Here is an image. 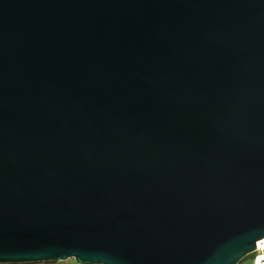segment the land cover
Listing matches in <instances>:
<instances>
[{
  "label": "water",
  "instance_id": "obj_1",
  "mask_svg": "<svg viewBox=\"0 0 264 264\" xmlns=\"http://www.w3.org/2000/svg\"><path fill=\"white\" fill-rule=\"evenodd\" d=\"M262 241L264 0H0V264Z\"/></svg>",
  "mask_w": 264,
  "mask_h": 264
},
{
  "label": "built area",
  "instance_id": "obj_2",
  "mask_svg": "<svg viewBox=\"0 0 264 264\" xmlns=\"http://www.w3.org/2000/svg\"><path fill=\"white\" fill-rule=\"evenodd\" d=\"M253 254L252 264H264V241L257 244V249Z\"/></svg>",
  "mask_w": 264,
  "mask_h": 264
},
{
  "label": "rangeland",
  "instance_id": "obj_3",
  "mask_svg": "<svg viewBox=\"0 0 264 264\" xmlns=\"http://www.w3.org/2000/svg\"><path fill=\"white\" fill-rule=\"evenodd\" d=\"M253 257H254V254H251L244 261H242L240 264H252ZM42 264H77V263H76L75 260L71 259V260H68L67 262H60V263H58V262H56V263H42Z\"/></svg>",
  "mask_w": 264,
  "mask_h": 264
},
{
  "label": "crops",
  "instance_id": "obj_4",
  "mask_svg": "<svg viewBox=\"0 0 264 264\" xmlns=\"http://www.w3.org/2000/svg\"><path fill=\"white\" fill-rule=\"evenodd\" d=\"M58 263H60V262H58ZM39 264V263H38ZM40 264H42V263H40Z\"/></svg>",
  "mask_w": 264,
  "mask_h": 264
}]
</instances>
